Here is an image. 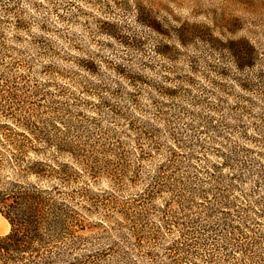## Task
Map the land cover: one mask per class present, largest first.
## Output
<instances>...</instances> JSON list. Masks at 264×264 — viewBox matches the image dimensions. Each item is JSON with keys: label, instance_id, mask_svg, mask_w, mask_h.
Wrapping results in <instances>:
<instances>
[{"label": "rangeland", "instance_id": "obj_1", "mask_svg": "<svg viewBox=\"0 0 264 264\" xmlns=\"http://www.w3.org/2000/svg\"><path fill=\"white\" fill-rule=\"evenodd\" d=\"M0 19L7 48L0 46V91L16 93L2 105L42 119L99 165L125 157L138 173L136 185L130 172L117 192L106 177L83 175L71 190L136 198L173 147L182 154V177L215 185L212 216L200 215L202 225L221 230L226 219L233 227L206 249L197 246L199 257L240 264L251 250L264 260V0H0ZM17 22L28 28L17 30ZM241 48L253 50L250 64L240 61ZM223 194L237 207L225 209ZM100 217L86 223L96 226ZM148 222L157 228L156 214ZM129 229L116 228L104 243L97 241L102 228L87 231L99 244L77 252L113 246L114 259L101 264H122L123 251L137 264H148L147 253L167 263L177 229L138 251Z\"/></svg>", "mask_w": 264, "mask_h": 264}, {"label": "trees", "instance_id": "obj_2", "mask_svg": "<svg viewBox=\"0 0 264 264\" xmlns=\"http://www.w3.org/2000/svg\"><path fill=\"white\" fill-rule=\"evenodd\" d=\"M15 27L22 31L28 28L24 22H17ZM0 46L7 49L3 42ZM252 51L241 48L240 61L250 64ZM15 96L14 92L0 91V115L4 118L0 122V213L11 225V232L0 236V264H101L102 258L114 259L116 249L113 246L97 249L94 254L77 251L86 242L98 246L106 242L116 228L121 230L127 226L135 251L146 244L157 243L162 230H178L179 239L166 249L167 263L162 264H231L228 256L216 258L209 254L199 257L197 246L206 249L209 246L206 242L219 238L221 230L233 227L226 219L220 225L221 230L202 225L200 215L212 216V209L207 205L211 196L217 197L213 193L215 185L208 188V179L182 177L181 151L172 147L143 190L131 200H118L112 192L105 190L90 192L83 186L71 190L79 185L83 175L92 180L104 176L117 192L124 186L130 172L134 175L133 180L129 179L130 185H136L138 173H133L125 157L112 165H99L95 157L83 155L74 142L50 132L42 119L18 114L9 105H2L3 101L13 100ZM146 156L141 153L140 159L145 161ZM60 159H68L71 164ZM158 198L164 199L161 206L155 205ZM221 198L225 209L237 207L224 194L220 195ZM77 199L80 201L76 203ZM71 202L79 204L80 210ZM197 209L202 213L193 212ZM153 214L159 221L157 228L150 227L148 222ZM89 215L101 216L100 222L96 226L87 224L86 216ZM99 228L103 229L97 239L99 243L84 236L87 231ZM117 237L125 243L123 235ZM113 244L122 248L118 242ZM247 250L248 247L243 246L240 251ZM248 254L240 259V264H264V260L253 251ZM146 258H149L148 264H156L151 254L147 253ZM121 259L122 264H137L129 251H123ZM197 259L202 262L192 261Z\"/></svg>", "mask_w": 264, "mask_h": 264}, {"label": "bare ground", "instance_id": "obj_3", "mask_svg": "<svg viewBox=\"0 0 264 264\" xmlns=\"http://www.w3.org/2000/svg\"><path fill=\"white\" fill-rule=\"evenodd\" d=\"M0 230V235H5L10 230L9 222L2 215H0Z\"/></svg>", "mask_w": 264, "mask_h": 264}, {"label": "water", "instance_id": "obj_4", "mask_svg": "<svg viewBox=\"0 0 264 264\" xmlns=\"http://www.w3.org/2000/svg\"><path fill=\"white\" fill-rule=\"evenodd\" d=\"M6 219V218H5ZM7 220V219H6ZM8 221V220H7ZM1 231V230H0ZM5 235H7V234H5ZM0 236H4V235H0Z\"/></svg>", "mask_w": 264, "mask_h": 264}]
</instances>
